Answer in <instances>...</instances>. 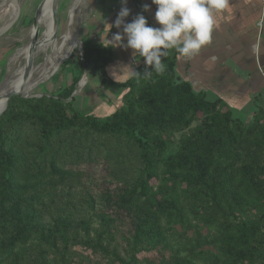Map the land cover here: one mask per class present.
Masks as SVG:
<instances>
[{"label": "trees", "instance_id": "obj_1", "mask_svg": "<svg viewBox=\"0 0 264 264\" xmlns=\"http://www.w3.org/2000/svg\"><path fill=\"white\" fill-rule=\"evenodd\" d=\"M99 49L82 39V66L99 65L104 89L124 88L119 104L83 113L65 101L72 89L13 95L0 114V264H82L75 245L103 264H264V107L242 122L175 81L168 56L163 74L146 65L113 82L103 56L91 55ZM97 161L114 184L100 193L97 224L67 212L47 218L44 196L53 201L68 166Z\"/></svg>", "mask_w": 264, "mask_h": 264}, {"label": "crops", "instance_id": "obj_2", "mask_svg": "<svg viewBox=\"0 0 264 264\" xmlns=\"http://www.w3.org/2000/svg\"><path fill=\"white\" fill-rule=\"evenodd\" d=\"M85 2L87 9L82 39L88 46H102L103 50H92L91 55L103 56L106 60L105 72L113 82L128 80L133 76L132 71L137 72L146 64L143 57H134L130 48L103 46L108 43L107 38L111 39L117 32L122 33V25L119 29L110 25H113L120 8L126 6L130 10L129 16L124 18L126 23L137 14H143L148 26L160 27L154 19L156 5L152 4V0H127L126 5H122L121 0ZM144 4L150 6L148 11H143ZM12 5L13 0H0V27L11 15ZM213 15L215 24L211 41L198 54L185 57L174 49L167 50V56L173 61L174 79L186 82L196 93L202 92L209 101L219 100L231 110L233 117L248 124L253 113L264 107V10L260 0H229L226 9L214 10ZM90 64L93 70L88 66L83 69L84 74L90 77L89 91L80 94L87 104L89 100L97 103L90 112L108 110L109 106L119 104L124 88L112 84L104 89L99 65L87 63ZM77 75L74 74V77ZM82 82L80 87L84 85ZM95 88L100 90L103 98L91 96V89Z\"/></svg>", "mask_w": 264, "mask_h": 264}, {"label": "rangeland", "instance_id": "obj_3", "mask_svg": "<svg viewBox=\"0 0 264 264\" xmlns=\"http://www.w3.org/2000/svg\"><path fill=\"white\" fill-rule=\"evenodd\" d=\"M42 1L43 0H13L12 6L14 7L16 5V10L20 6V15L15 24L7 32L0 36V89L5 87L4 84L6 75L9 72L10 68L12 71H14L20 66V64H22L21 60H15V63L11 62L12 59L20 53L22 48L30 45L33 41L37 40L44 30V24L39 22L38 18V33L35 36L32 35L34 27L33 21L34 18H37L39 11L42 8ZM72 3L73 0H60L57 4L56 12L54 15L55 33L53 36V40H58L63 34L64 30L68 28L72 23V17L69 10ZM85 3L86 2L84 0L74 16L76 36L78 38V41L72 54L68 58H64L62 63H60V66L57 65L56 67L47 70L44 74L38 77L37 80L29 84L27 83L25 85H22L21 87H23V92L30 91L28 95H39L41 93H44L48 95L63 94V96H65L66 93L73 89V92L75 91V94H73L72 96L73 107L80 112L89 113L97 106V103H92V101L89 100L87 104V101H85L86 99L84 100L80 98V94H83L88 90V79L90 78L88 77V74H84L83 69H87L88 66L89 69L93 70L91 64H83L85 68H83L82 66V27L84 25L83 22L86 19L87 9ZM40 4L41 6L37 12ZM40 12L42 14V11ZM79 40L81 41V45L78 44ZM45 54L46 53L44 52H37L33 54V56L31 57V61L34 64H38L44 59ZM12 63L14 64L11 66ZM79 73L80 76L77 83L74 86H69V84L73 81L72 78L74 77V74L77 75ZM84 77H86V82H84ZM111 77L114 76H112L111 74ZM24 78L25 77H23V79ZM81 81H83L82 84L84 83V85L81 84L82 87L79 86ZM63 88H65L66 90L64 92H61ZM91 96H93V98L100 96L102 97V95L100 94V90L97 88L91 89ZM183 134V132L176 133L173 136V145L178 144L179 139ZM68 167L73 171L72 177L65 184L59 186L54 191L53 201H50L48 197L44 196L45 215L47 218H51L56 214L67 212L77 217V219L91 217L93 220V224L96 225V214L104 211L105 209L104 201L101 198L100 193L103 192L107 187H109L111 190L114 188V184L108 183L110 176L107 174L106 165L102 162L97 161L95 163H82ZM85 190H88L90 192L89 197L87 196L88 192L86 194L84 193ZM91 198L94 199L93 203H91ZM129 228V223L127 222V220H124V224H120L117 232L115 233L116 240L113 243L115 244V246H117V250L120 253H123V251L125 250V243H123L121 236L124 235L125 237H127L130 231ZM71 252L76 254L77 262L82 261V264L105 263V259L101 254L92 253L91 251L80 245L73 246L71 248ZM78 254H80L83 258H81Z\"/></svg>", "mask_w": 264, "mask_h": 264}, {"label": "clouds", "instance_id": "obj_4", "mask_svg": "<svg viewBox=\"0 0 264 264\" xmlns=\"http://www.w3.org/2000/svg\"><path fill=\"white\" fill-rule=\"evenodd\" d=\"M126 3L127 0H121L122 5ZM228 3L229 0H152L156 5L154 19L160 27L148 26L143 14H137L126 23L124 18L129 16L130 10L122 6L110 25L118 29L122 25V33L107 38L108 43L103 46L130 48L134 57H143L145 64L152 66V71L163 74L166 65L161 57L168 55L167 50L174 49L182 56L193 57L210 43L215 24L213 12L226 9ZM142 7L143 11H148L150 6L144 4ZM138 74L132 71L133 76Z\"/></svg>", "mask_w": 264, "mask_h": 264}, {"label": "bare ground", "instance_id": "obj_5", "mask_svg": "<svg viewBox=\"0 0 264 264\" xmlns=\"http://www.w3.org/2000/svg\"><path fill=\"white\" fill-rule=\"evenodd\" d=\"M84 0H73L72 5L70 6V14L72 17V23L66 28L58 40H53V36L55 33V11L52 9V2L53 0H43L42 1V8L39 11L36 20L37 26V19L39 22L43 23L44 30L41 36L33 41L30 45L22 48L20 53L12 59L11 62L15 63V60H21L22 64L14 71L9 70L6 75L4 88L0 89V114L5 109V94L11 91H16L22 95H28L30 91L23 92L22 85L29 84L38 79L42 74H44L47 70L56 67L60 64L64 58H68L74 48L77 45L78 38L76 36V26L74 23V16L78 11L79 6L83 3ZM86 4V3H85ZM16 5L13 7L11 11V15L9 16L8 20L0 27L6 26L10 20L16 14ZM41 16V17H40ZM45 22H44V21ZM35 26L33 27L32 35L35 36L36 32ZM81 45V41L78 42ZM50 49V51H49ZM37 52H44L45 57L44 59L38 63L34 64L31 61V57L33 54ZM12 63L11 66L14 64ZM23 77H25L23 79Z\"/></svg>", "mask_w": 264, "mask_h": 264}, {"label": "water", "instance_id": "obj_6", "mask_svg": "<svg viewBox=\"0 0 264 264\" xmlns=\"http://www.w3.org/2000/svg\"><path fill=\"white\" fill-rule=\"evenodd\" d=\"M59 1H60V0H53V2H52V9H53V11H55V12H56V7H57V4L59 3ZM20 5H21V4H20ZM40 6H41V4L39 5V7H38V9H37V12H38ZM37 12H36V13H37ZM19 15H20V6H19V9H17L16 14L14 15V17L10 20V22H9L6 26L4 25V27H2V28L0 29V36H1L2 34H4L5 32H7V31H8V30H9V29L15 24V22H16V20L18 19ZM33 25L35 26V28H37L35 18H34V21H33ZM37 33H38V28L36 29L35 35H37ZM82 54H83V53H82ZM82 54H81V56H82ZM43 94H44V93H41V94H39V95H34V94H30V95H22V94H19V93L16 92V91H11V92L6 93L5 96H4V98H5V102H6V104H7L8 99H9L11 96H13V95H20V96H22V97H36V96H37V97H40V96H42ZM73 94H75V91L71 94V96H70L69 98L65 99V101H66V102H69V101L71 100ZM5 107H6V105H5Z\"/></svg>", "mask_w": 264, "mask_h": 264}, {"label": "built area", "instance_id": "obj_7", "mask_svg": "<svg viewBox=\"0 0 264 264\" xmlns=\"http://www.w3.org/2000/svg\"><path fill=\"white\" fill-rule=\"evenodd\" d=\"M260 1H261V4H262V7H263V10H264V0H260ZM261 22H262V21L259 22V26L261 25Z\"/></svg>", "mask_w": 264, "mask_h": 264}]
</instances>
